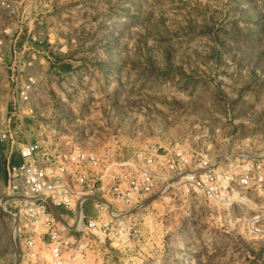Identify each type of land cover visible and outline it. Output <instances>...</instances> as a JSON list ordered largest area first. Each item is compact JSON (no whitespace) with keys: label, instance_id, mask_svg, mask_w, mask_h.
<instances>
[{"label":"rangeland","instance_id":"1","mask_svg":"<svg viewBox=\"0 0 264 264\" xmlns=\"http://www.w3.org/2000/svg\"><path fill=\"white\" fill-rule=\"evenodd\" d=\"M0 38V128L16 58L13 73L35 80L34 115L8 120L19 143L79 147L157 176L131 264H264V194L235 183L209 196L203 172L172 179L158 165L174 146L199 152L192 170L200 157L245 164L242 140L264 131V0L0 3ZM3 188L0 166V264H12Z\"/></svg>","mask_w":264,"mask_h":264},{"label":"built area","instance_id":"2","mask_svg":"<svg viewBox=\"0 0 264 264\" xmlns=\"http://www.w3.org/2000/svg\"><path fill=\"white\" fill-rule=\"evenodd\" d=\"M23 1L0 3L13 12ZM2 42L0 38V46ZM16 60L8 67L12 95L0 128L1 198L9 217L12 264H131L141 243L137 218L149 221L152 215L144 205L156 193L157 176L150 167L139 173L122 169L120 162L108 163L79 147L60 151L36 140L19 143L17 127L11 128L8 120L34 115L35 80L29 72L13 73ZM34 66V58L26 62V67ZM22 126L25 128L23 123L18 127ZM244 141L245 164L239 172L220 169L219 156L198 158L197 168L192 170L189 159L199 152H186L179 146L163 153L158 165L174 175L172 179L193 173L185 177L192 179V171L203 172L209 196L227 195L235 183L264 194V131L246 135ZM157 158L150 157L148 162Z\"/></svg>","mask_w":264,"mask_h":264},{"label":"crops","instance_id":"3","mask_svg":"<svg viewBox=\"0 0 264 264\" xmlns=\"http://www.w3.org/2000/svg\"><path fill=\"white\" fill-rule=\"evenodd\" d=\"M14 159H18V156L17 155H14Z\"/></svg>","mask_w":264,"mask_h":264},{"label":"bare ground","instance_id":"4","mask_svg":"<svg viewBox=\"0 0 264 264\" xmlns=\"http://www.w3.org/2000/svg\"><path fill=\"white\" fill-rule=\"evenodd\" d=\"M189 180V179H188Z\"/></svg>","mask_w":264,"mask_h":264}]
</instances>
